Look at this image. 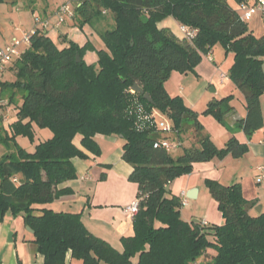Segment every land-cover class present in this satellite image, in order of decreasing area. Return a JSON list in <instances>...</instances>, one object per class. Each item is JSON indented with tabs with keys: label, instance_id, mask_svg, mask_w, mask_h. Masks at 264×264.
<instances>
[{
	"label": "trees",
	"instance_id": "trees-1",
	"mask_svg": "<svg viewBox=\"0 0 264 264\" xmlns=\"http://www.w3.org/2000/svg\"><path fill=\"white\" fill-rule=\"evenodd\" d=\"M4 0H0L2 3ZM255 5L259 0H234ZM79 26L114 17V27L101 37L105 46L57 44L45 30L11 62L15 80L1 82L0 102L17 106L8 125L0 116V143L14 150L0 158V224L7 214L22 215L34 230L33 243L45 264H66L67 255L82 264H264V212H251L255 203L245 198L240 183L225 185L207 179L206 185L224 223L203 224L181 215V198L167 190L173 180L193 171L194 163L242 157L248 144L236 136L223 148L216 146L200 122L199 112L180 96H171L165 82L173 71L195 72L217 44L234 54L229 77L245 93L247 116L238 122L250 137L263 126L264 34L256 36L240 7L228 0H72ZM173 16L197 30L191 42L179 39L159 22ZM87 51L98 60L88 63ZM77 55L81 60L78 61ZM139 84L144 94L132 90ZM233 95L211 100L205 113L225 124ZM155 112L166 116L173 133L158 128ZM50 132L44 137L42 131ZM195 142L184 145L189 134ZM98 134L124 139L123 158L133 166L129 179L138 184L139 210L134 234L124 237V250L92 234L81 212L49 206L70 195L59 185L78 178L73 163L88 155L76 143L100 153ZM37 138L26 150L17 137ZM178 142L182 151L157 145ZM137 257V261L133 258Z\"/></svg>",
	"mask_w": 264,
	"mask_h": 264
},
{
	"label": "crops",
	"instance_id": "crops-1",
	"mask_svg": "<svg viewBox=\"0 0 264 264\" xmlns=\"http://www.w3.org/2000/svg\"><path fill=\"white\" fill-rule=\"evenodd\" d=\"M63 2L65 1L60 0V4ZM233 6L240 7L238 4ZM72 9H74V3L72 4ZM57 11L55 13H48L45 17L46 20H50L49 27L45 31L57 44L64 46L69 41H74L81 46L87 42H91L97 49L105 46L101 37L102 33L106 30L104 28L105 17L95 20L92 24L96 29L99 27L95 31L98 34L95 33L97 35V39H95V36L89 34L87 30L89 24L79 26L75 18H69L63 25L57 27ZM37 16L34 14L33 17L30 13L22 14L19 19L15 17V20L11 22V27L7 30H1L0 28V46L11 43L23 31L24 35L30 29H34ZM175 21L181 25L177 20ZM158 25L161 28L174 29L171 20H168V22L163 20ZM248 25L256 36L259 37L264 34V16L261 13L256 12L248 21ZM12 26H14V29H12ZM89 28L91 29V26ZM25 47L26 45L21 46L20 52ZM85 59L88 63L96 62L98 60L97 52L87 51ZM203 59L200 63L204 62ZM209 60L214 64L215 68L211 63L206 62L209 70L211 69L207 76L204 73L207 67L204 66L201 69L203 64L201 65L200 63H198L199 65L196 67L195 72H193L199 77V82L206 85V89L198 93L199 95L195 94L192 98L191 93H188L186 88H179L178 92L181 93L180 96L184 99L185 104L195 110H197L199 104L201 105L204 101L209 102L213 97L219 99L226 97L227 95L225 94L229 92L226 91L227 87L233 92H238L241 104L238 107L233 102L231 103L234 106V111L225 117V125L227 127L219 126V129L216 130V136L209 133V130H205V132L211 136L219 148H223L231 137L236 136L241 142L247 143L249 149L242 157L236 158L229 154L223 159L214 158L206 163L202 161L195 163L193 172L176 178L171 182L169 188L173 194L181 198L182 202L187 199V203L181 209L183 207H191L187 213L183 214L181 212L183 219L193 222H195V219H199L201 223L206 221L207 224L220 225L223 224L224 217L218 208L217 201L211 196L204 182L206 179L216 180L225 185L240 183L245 198L255 203L251 212L256 211L258 206H261L262 212H264V184L256 181L258 167H264V122L263 126L254 131L250 137L238 125L240 119L242 120L247 116V108L245 93L237 87L235 82L233 81L231 86H226L230 68L234 63V54L232 52H224L220 63L216 61L212 54L209 56ZM172 75L175 78L181 77L183 79V76H179L180 73L177 71H173ZM15 78L13 63H10L0 73V83L14 81ZM209 89L212 90L213 95L208 93ZM10 106L15 109L13 113L16 115L18 112L17 106L14 104H10ZM261 107L264 119V93L261 95ZM1 111L0 106V113ZM0 116L2 115L0 114ZM15 118L14 116L11 121H14ZM8 120L9 116L3 117L5 125ZM42 134L44 137H48L50 132L43 130ZM188 136L189 138L186 139L184 145H190L196 140L195 136L191 135V133ZM16 139L19 143L18 139L20 138L17 137ZM96 141L100 147L98 155L86 150L81 145V136L75 138V143L86 152L88 158L79 159V157H76L73 159L78 178L59 185V189L70 188L73 190V193L56 199L49 206L56 210L81 212L82 220L92 234L102 238L122 252L124 250L123 238L134 234V214L127 212L125 208L137 200L139 188L137 183L129 180L133 166L123 158L124 139L120 135L118 137L98 134ZM37 142L38 140L35 138V145ZM172 150L177 151L175 155H178L181 153L182 147L178 146ZM4 154L1 153L0 158ZM107 166L111 167V169L107 170ZM229 166L231 168L230 173H221L223 168L227 169ZM193 189H197L192 194L194 198H187V194ZM25 220L22 215L13 216L7 214L0 224V264H45V257L36 250V246L33 243L35 238L34 233L27 230ZM10 234H12V240H9ZM67 258L66 264H82L81 260L72 258L70 253L67 255ZM133 260L137 261V257L133 258ZM100 264L106 263L101 262Z\"/></svg>",
	"mask_w": 264,
	"mask_h": 264
},
{
	"label": "rangeland",
	"instance_id": "rangeland-1",
	"mask_svg": "<svg viewBox=\"0 0 264 264\" xmlns=\"http://www.w3.org/2000/svg\"><path fill=\"white\" fill-rule=\"evenodd\" d=\"M64 1H66V0H64ZM229 1L232 5H237L234 0H229ZM60 5H61L60 0H4L2 3H0V28H1V30H7L8 28L11 27V22L15 20V17H17L19 19V17L22 14H26V13H30V15L33 17H34V14L38 15L37 17H40L43 20H46L45 17L47 16V14L51 13V12L55 13ZM105 13H106V11H105ZM104 15H105V19H106V21H104V23H105L104 28H106V30L111 29L112 27H114L113 14L111 12H107ZM174 19L175 18L173 16H168V17L164 18L163 20H165L166 22H168V20H171L173 22L174 29L171 28L170 31L173 32L177 37H180V39H182L184 37V33L181 29V25L176 23V21H175L176 19L175 20ZM49 22H50V20H49ZM35 24H36V19H35ZM18 25H19V22H18ZM250 25H251V22H250ZM90 26H91V29L89 28ZM13 27L14 26H12V29H14ZM25 27H26V25H25ZM88 28H87V30H88L89 34H93L95 36V39H97L96 37L98 34L95 31L99 27L96 29L93 25L89 24ZM32 29H30L28 32H30ZM23 33H24V31L22 32L21 35H17L18 38L22 39ZM211 50L212 51L210 52V54H204V59H203L204 62L200 63L201 65L203 64L201 69H203L204 66H206V67L208 66L206 62H209L212 64V66H214V64L209 60V56L211 54L213 55V57H215V59L218 63H220L221 60L223 59V53L225 52V49L220 44H217ZM214 68H215V66H214ZM209 71H211V69L209 70V68L207 67L205 69V72H204L206 76L208 75ZM179 76H183V79H181V77L175 78V77H173V75L171 73L169 79L165 82V89L167 90V92L171 96L181 95V93L178 92L179 88H182V89L186 88L187 92L191 93L190 94L191 98L194 97L195 94H198L202 90L206 89V85H203L202 82L200 83L199 77H197V75H195L193 72H190L189 74L180 73ZM227 80L228 81H227L226 86H231V84H233V80L229 77ZM211 91L212 90L209 89L208 93L210 95H213V93ZM226 91H229V92L226 93L225 95H227V96L233 95L232 102L234 105L236 104L239 107L241 103L239 101L238 92H233L232 90H230L229 87L226 88ZM216 99H219V98L213 97L212 101L216 100ZM209 102L204 101V103H202L201 105L199 104L197 111L199 112L200 122L202 123L204 129L206 131L209 130L210 131V132L208 131L209 133L215 134V136H216V133H217L216 130L219 129V126H224V127H227V126L223 122H221L215 114L205 113V111L207 110V108L209 106ZM0 106H1V110H2L0 114L3 117L9 116V120L6 123V125H8L9 123H11V120L15 116V114L13 113V111L15 109L11 108V106H10V104H8L7 100H3L0 104ZM158 119H160V120L167 119L168 120V118L164 115L159 116ZM19 138L20 139H18V140H19L20 145L23 146L26 150L33 151L35 149V146H36L35 143L33 141H31L28 137L24 138V136H19ZM12 150H13V147L11 149H9L8 147H6L5 145L0 143V154L1 153L2 154L7 153L9 151L12 152ZM172 152L174 155L177 154V151L172 150ZM206 162L204 161V163H206ZM197 163H200V162H197ZM106 168H107V170L111 169V167H109V166H107ZM225 169L223 168L221 173L226 174L227 172L228 173L231 172L230 166H229V168L227 167L226 171H224ZM193 171H194V167H193ZM206 180H204L205 184H206ZM131 182H133V181H131ZM190 208L191 207H183L181 209V212L183 214H185V213H187L188 210H190ZM27 230H28V228H27Z\"/></svg>",
	"mask_w": 264,
	"mask_h": 264
},
{
	"label": "built area",
	"instance_id": "built-area-1",
	"mask_svg": "<svg viewBox=\"0 0 264 264\" xmlns=\"http://www.w3.org/2000/svg\"><path fill=\"white\" fill-rule=\"evenodd\" d=\"M72 4V0H66L59 6L56 21L57 27L63 25L67 21V19H73L75 17V10L72 9ZM240 12L242 18L246 21H249L256 12H259L264 16V0H259V2L255 5L242 4L240 6ZM49 24L50 23L48 20H43L40 17H36V26L30 32H26L23 35L22 39L14 38L11 43L5 46H0V73L3 72L6 66L9 65L19 54L21 46L28 45L31 41L32 35L35 34L39 29L47 30ZM181 29L184 33V39L192 42L197 37V30L195 28H191L187 25H181ZM155 115L157 116V118L159 116H162V114L159 112H155ZM157 124L159 130L161 129L162 131H164V133H173L172 125L169 120L159 119ZM157 145H162L164 147L173 149L178 147L179 143H173L170 140L165 139L161 143H157ZM257 170L258 173L256 175V181L260 184H264V167L259 166ZM186 203L187 199L183 200V205H185ZM125 209L127 212L136 215L139 210L138 199L135 200L132 204L128 205ZM203 224L205 225L207 224V222L204 221Z\"/></svg>",
	"mask_w": 264,
	"mask_h": 264
},
{
	"label": "water",
	"instance_id": "water-1",
	"mask_svg": "<svg viewBox=\"0 0 264 264\" xmlns=\"http://www.w3.org/2000/svg\"><path fill=\"white\" fill-rule=\"evenodd\" d=\"M77 59H78V61L81 60L80 55H77ZM263 68H264V65H263ZM132 90H133L134 92H139V93H141V94H144V98H145L146 100H148L150 103H154V100H153V98L151 97V95H150L149 93H144L143 88H142L139 84H135V85L133 86ZM166 189L169 190V189H170L169 186H166ZM196 190H197V189H193V190H191V191L187 194V198H194V196H193L192 194H193L194 192H196ZM256 211H257L258 213H262V208H261V206H258V207L256 208ZM194 221L197 222V223H199V219H195ZM27 228H28V230H29L31 233L34 232V230H33L31 227L28 226ZM11 235H12V234H10L9 240H12V236H11Z\"/></svg>",
	"mask_w": 264,
	"mask_h": 264
}]
</instances>
